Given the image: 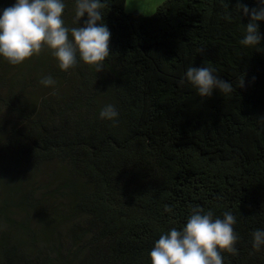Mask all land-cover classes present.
I'll list each match as a JSON object with an SVG mask.
<instances>
[{
	"label": "trees",
	"instance_id": "trees-1",
	"mask_svg": "<svg viewBox=\"0 0 264 264\" xmlns=\"http://www.w3.org/2000/svg\"><path fill=\"white\" fill-rule=\"evenodd\" d=\"M238 2L256 6L164 0L147 15L105 0L99 72L62 71L47 49L19 65L0 59V264H151L154 242L194 207L235 216L238 252L224 264H264L251 235L264 229V41L239 44ZM205 63L232 93L206 99L180 85ZM106 104L117 119L99 117Z\"/></svg>",
	"mask_w": 264,
	"mask_h": 264
},
{
	"label": "clouds",
	"instance_id": "clouds-1",
	"mask_svg": "<svg viewBox=\"0 0 264 264\" xmlns=\"http://www.w3.org/2000/svg\"><path fill=\"white\" fill-rule=\"evenodd\" d=\"M255 7L237 3L235 9L241 16L248 17L247 24H241L243 38L241 46L261 51L264 41L259 30L264 22V0H255ZM105 0H74V27H68L63 19L65 0H14L0 9V59L10 65H19L26 59L47 49L62 71L77 66L79 62L93 66L99 72L110 56V30L103 17ZM87 16L81 25V18ZM196 90L198 97L209 98L214 90L225 95L233 92L232 83L226 82L206 66L186 69L179 81ZM245 83L244 75L240 87ZM39 84L44 87L55 85L51 76H44ZM119 113L113 104L104 105L99 117L113 121ZM166 213H173L165 207ZM174 214V213H173ZM236 218L231 212L214 216L211 210L205 212L194 207L188 213L180 228L171 227L154 242L148 253L151 264H224L222 253L237 254L238 235L234 231ZM254 249L264 247V229L253 231Z\"/></svg>",
	"mask_w": 264,
	"mask_h": 264
},
{
	"label": "rangeland",
	"instance_id": "rangeland-1",
	"mask_svg": "<svg viewBox=\"0 0 264 264\" xmlns=\"http://www.w3.org/2000/svg\"><path fill=\"white\" fill-rule=\"evenodd\" d=\"M164 0H126L125 10H138L143 14H151L158 4Z\"/></svg>",
	"mask_w": 264,
	"mask_h": 264
}]
</instances>
